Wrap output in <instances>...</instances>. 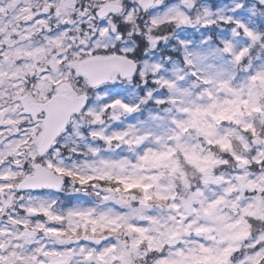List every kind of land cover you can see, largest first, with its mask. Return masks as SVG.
Listing matches in <instances>:
<instances>
[{
	"label": "snow or ice",
	"instance_id": "6c2138e0",
	"mask_svg": "<svg viewBox=\"0 0 264 264\" xmlns=\"http://www.w3.org/2000/svg\"><path fill=\"white\" fill-rule=\"evenodd\" d=\"M0 264H264V0H0Z\"/></svg>",
	"mask_w": 264,
	"mask_h": 264
}]
</instances>
